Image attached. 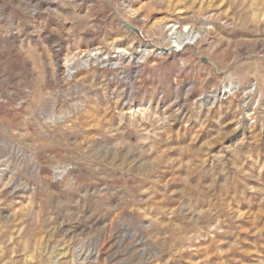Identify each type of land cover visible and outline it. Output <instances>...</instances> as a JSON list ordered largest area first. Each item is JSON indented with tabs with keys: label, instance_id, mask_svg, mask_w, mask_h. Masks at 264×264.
<instances>
[{
	"label": "rangeland",
	"instance_id": "1",
	"mask_svg": "<svg viewBox=\"0 0 264 264\" xmlns=\"http://www.w3.org/2000/svg\"><path fill=\"white\" fill-rule=\"evenodd\" d=\"M0 264H264V0H0Z\"/></svg>",
	"mask_w": 264,
	"mask_h": 264
},
{
	"label": "bare ground",
	"instance_id": "2",
	"mask_svg": "<svg viewBox=\"0 0 264 264\" xmlns=\"http://www.w3.org/2000/svg\"><path fill=\"white\" fill-rule=\"evenodd\" d=\"M176 30L177 29H173V33L175 37L171 38L172 48H177V50L181 51V49L185 48L186 45H193L195 43L194 35H193L194 31L190 32L189 28H186L185 32H177Z\"/></svg>",
	"mask_w": 264,
	"mask_h": 264
}]
</instances>
